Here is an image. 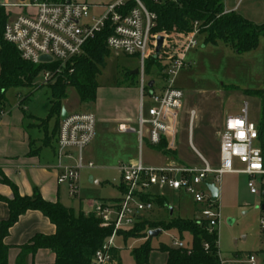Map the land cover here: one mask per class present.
Returning <instances> with one entry per match:
<instances>
[{
	"label": "rangeland",
	"instance_id": "374dc122",
	"mask_svg": "<svg viewBox=\"0 0 264 264\" xmlns=\"http://www.w3.org/2000/svg\"><path fill=\"white\" fill-rule=\"evenodd\" d=\"M59 2L60 0H42ZM89 5L106 4L114 0H79ZM8 20L20 14L33 12L30 0H13L6 4ZM223 7L244 20L256 24H264V0H223ZM101 10H92L98 15ZM164 33V32H163ZM161 32L154 31L153 36ZM166 40H172V33H166ZM197 45L190 49L185 58L186 66L179 69L172 79L171 85L183 90V105L178 119L176 149L172 154H161L155 147L143 143L139 150L138 139L134 133H122L118 123L131 114L133 102L137 99L139 105V89L137 74L140 70V60L136 56H127L120 51L109 50L104 60L100 74L96 77L97 94L92 105L79 103L78 95L73 88H68L66 99L61 109L67 112L92 111L96 117L104 116L106 121L97 122L92 142L84 149L86 159L93 163V168H83L79 174L78 194L69 196L67 185L61 187L60 202L66 207L76 208L79 201L91 203V210L99 205L100 199H117L121 196L119 187L121 177L117 171L120 163L137 159L139 154L145 164L150 166L177 165L202 166L197 152L203 156L212 167L219 166V133L227 116L239 115L246 106L248 119L258 124L261 118V108L264 102L262 86L263 41L259 38L258 46L249 52L235 53L231 47L218 41L205 43L202 35L197 36ZM150 58H153L151 56ZM149 59V58H148ZM146 61L145 63H147ZM149 66L147 80L154 81V95L160 94L162 88L170 83L163 79L162 67L159 62ZM58 65L54 69L56 72ZM36 86L10 88L6 91V102L3 113L12 109L45 119L47 117L49 89L43 83L42 72L35 79ZM21 101V102H20ZM18 102L22 104L18 108ZM152 101L143 99V113L146 115ZM15 110H12L14 114ZM55 117L41 124L48 126L53 132ZM136 126V123L134 127ZM258 144V143H255ZM235 168H240L234 162ZM247 177L243 174L224 173L219 185L220 223L217 228L219 254L223 264H234L236 258L242 263L253 255L256 264H264V235L261 233L258 220L260 216L257 195L249 193ZM153 195L164 197L172 216L191 219L197 215L199 206L184 191L171 189H152ZM82 205V204H81ZM111 205V204H110ZM152 218L168 219V212L162 211L155 204L150 212ZM146 214V213H145ZM160 229V228H158ZM155 230V229H153ZM161 230L156 237L151 238L153 250L149 254L147 264H164V253L159 246H171L172 239H179L173 229ZM151 230L147 231L148 232ZM142 240L128 239L123 241L121 235L114 239L111 252L117 253L119 264H135L131 255L133 248ZM190 238L184 237L189 244ZM113 255V253H112Z\"/></svg>",
	"mask_w": 264,
	"mask_h": 264
},
{
	"label": "built area",
	"instance_id": "2783aa9c",
	"mask_svg": "<svg viewBox=\"0 0 264 264\" xmlns=\"http://www.w3.org/2000/svg\"><path fill=\"white\" fill-rule=\"evenodd\" d=\"M155 4L179 3L183 0H149ZM131 4V5H130ZM32 13L20 14L8 20L3 29V39L13 45L20 58L33 65L57 63V71L80 55L83 46L106 27L110 33L106 38L109 50L120 51L127 56H136L140 60L137 72L139 89V107L136 127L119 125L121 132H134L137 135L139 150L144 142L157 147L166 142V148H173L176 141L177 116L183 105V90L171 85L177 71L186 66L185 58L190 49L197 45L198 28L195 25L188 34L172 33V40H166L165 33L153 36L156 15L148 10L144 0H114L106 4L89 5L79 0L46 2L30 0ZM92 10H101L93 15ZM232 12V11H231ZM223 9V14L231 13ZM164 41L156 55L157 37ZM262 61V86L264 88V33ZM50 58L41 61V57ZM153 56L162 67L163 79L169 81L162 92L155 96L148 87L145 62ZM46 84L52 72L41 71ZM55 72V71H53ZM147 97L153 103L146 115L143 113V99ZM21 102V101H20ZM18 102V104H20ZM3 112H0V115ZM96 119L90 111L67 113L60 119L57 130L56 157L58 174L57 184L67 185L69 196H77L80 171L93 168L86 161L84 149L95 135ZM257 125L247 116L246 106L239 115L227 116L219 133V166L212 167L197 152L202 166L162 165L147 166L139 154L137 159L120 163L117 171L121 177L122 194L117 201L99 203L94 211L102 219L101 227H111V235L94 253L91 264H117L111 250L118 231L133 227L145 213L152 211L153 204L142 200L154 196L152 189H171L188 194L199 211L196 215L209 234H218L220 223L219 185L224 173L243 174L247 177L250 194L260 199L261 211L258 224L264 235V157L258 137ZM258 143V144H255ZM75 157L73 165H63L65 158ZM234 162L240 168L234 167ZM218 188V198L213 201L208 186ZM159 196V195H158ZM111 204V205H110ZM171 247L184 249L187 245L180 239H172ZM249 261L254 263L253 255Z\"/></svg>",
	"mask_w": 264,
	"mask_h": 264
},
{
	"label": "trees",
	"instance_id": "16d2710c",
	"mask_svg": "<svg viewBox=\"0 0 264 264\" xmlns=\"http://www.w3.org/2000/svg\"><path fill=\"white\" fill-rule=\"evenodd\" d=\"M144 2L148 10L156 15V24L152 32L188 34L196 25L198 35L203 36L205 43L223 42L237 54L257 48L259 38L264 33V24L250 23L233 12L223 14V0H183L179 3L161 4L149 0ZM8 16L5 6L0 4V112L6 102V91L10 88L36 86L35 79L41 71L52 72L46 83L49 89L48 119L55 117L57 122L60 120L62 102L67 97L68 88L76 91L80 104L92 105L98 88L96 77L100 74L109 53L106 46L109 28L106 27L86 42L82 53L66 63L60 71L53 72L57 63L33 65L25 62L14 46L4 41L3 29ZM147 61L145 72L149 73V66L155 65L156 60L149 58ZM257 131L264 157V102ZM164 147L165 143L162 142L155 148L164 154L173 153ZM2 181L11 187L13 197L7 199L0 196V201L5 202L9 210L7 219L0 221V264H9L7 260L9 247L4 243L9 229L29 210L41 212L55 226V232L52 235L37 234L21 245L15 264H25L27 256L38 249H49L54 253L55 260L50 264L92 263L94 253L112 232L111 227H101L102 219L94 210L84 212L79 208L75 211L59 202L46 201L36 189L30 196H20L13 183L5 179ZM142 200L152 202L169 214L164 197L146 196ZM97 201L103 205L107 200ZM158 228L175 230L182 241L186 236L190 238L189 244H186L187 248L184 249L159 246V251L165 254V264H223L219 254L218 234H209L196 216L182 219L170 215L168 219H163L152 218L151 214H143L133 227L120 230L117 234L121 235L124 242L128 239L142 240L131 252L135 264L148 263L153 248L147 231ZM112 253L117 260V253L114 251Z\"/></svg>",
	"mask_w": 264,
	"mask_h": 264
},
{
	"label": "crops",
	"instance_id": "0c3cea01",
	"mask_svg": "<svg viewBox=\"0 0 264 264\" xmlns=\"http://www.w3.org/2000/svg\"><path fill=\"white\" fill-rule=\"evenodd\" d=\"M10 2H13V0H0V4H3L5 8H7L6 4ZM150 81L153 82L151 88L154 92V81ZM161 88L163 90L164 87ZM17 106L19 108L20 106H22V104L20 103ZM16 108L12 109L15 110L14 114H12L11 110L7 114L0 116V196L7 199H11L13 197V191L11 187L7 183L2 181V179H5L13 183L17 187V191L20 196H30L32 195L33 190L36 189L41 194L44 200L49 202L61 203V187H66V185L57 184L56 182L57 176L61 172V170L57 167L56 157L57 130L60 120L57 122V120L55 119V126L53 128V132L49 133L47 126L49 120L48 108L47 117L45 119L31 114L26 115L22 111H16ZM179 114L180 112L177 116V134L175 145L173 146V148L168 149L166 148V142H164V149L167 151H174L176 149L177 136L179 134ZM137 116V99H135L133 102L131 114H127L126 117H123V120L118 123V126L126 125L135 128L136 126L134 127V125L136 123ZM95 119L97 123L106 121L108 118L104 116H100L97 118L95 115ZM43 121H46L47 125L41 124ZM158 151L165 156V154L162 153L160 150ZM84 159L86 161H90L89 159H86L85 156ZM74 162L75 157L65 158L62 160L63 165H73ZM119 191L122 194L123 190L121 185L119 187ZM79 208H81L84 212H89L91 211V203L88 204L83 201L81 203L79 201L78 207L73 209L77 211ZM162 211L164 210L162 209ZM172 213L170 214L169 212V215H172ZM8 214L9 210L6 203L0 201V221L7 219ZM54 232L55 226L50 223V221L41 212L35 210L26 211L23 215L19 217L18 221L9 229V233L4 239V243L9 247L7 254L8 263L15 264L17 255L19 253V247L27 243L32 237L37 234L52 235L54 234ZM165 259L166 257H164V264ZM54 260L55 255L51 250L38 249L33 254H29L27 256L25 264H50L53 263ZM235 260L236 262L234 264H256L255 259L254 263H251L249 261V257L246 263L240 262V260H238L237 258Z\"/></svg>",
	"mask_w": 264,
	"mask_h": 264
},
{
	"label": "water",
	"instance_id": "95a60500",
	"mask_svg": "<svg viewBox=\"0 0 264 264\" xmlns=\"http://www.w3.org/2000/svg\"><path fill=\"white\" fill-rule=\"evenodd\" d=\"M163 41H164V37L163 36H158L157 37L156 55L159 53V51H160V49L162 47ZM49 60H50V58H48L46 56L41 57V61H49ZM137 72L138 71L135 70L133 73L136 75ZM152 84H153V82L150 81L148 83V87L151 88ZM66 115H67V111L64 108H62L61 111H60V119H64L66 117ZM208 188H209V191L211 193L212 200L215 201L218 198V188L215 187L213 184L209 185ZM171 213H172V209L170 208V214ZM160 232H161L160 229L151 230V231L148 232V236L150 238H153V237H156L158 234H160Z\"/></svg>",
	"mask_w": 264,
	"mask_h": 264
}]
</instances>
